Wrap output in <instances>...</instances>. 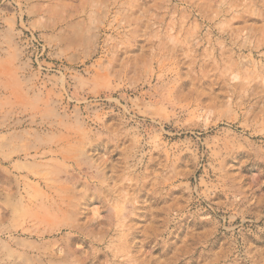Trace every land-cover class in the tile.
I'll return each instance as SVG.
<instances>
[{
	"label": "rangeland",
	"instance_id": "rangeland-1",
	"mask_svg": "<svg viewBox=\"0 0 264 264\" xmlns=\"http://www.w3.org/2000/svg\"><path fill=\"white\" fill-rule=\"evenodd\" d=\"M0 264H264V0H0Z\"/></svg>",
	"mask_w": 264,
	"mask_h": 264
}]
</instances>
